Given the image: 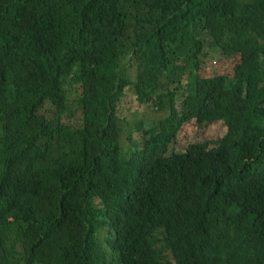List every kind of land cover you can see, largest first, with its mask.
<instances>
[{"label": "trees", "instance_id": "1", "mask_svg": "<svg viewBox=\"0 0 264 264\" xmlns=\"http://www.w3.org/2000/svg\"><path fill=\"white\" fill-rule=\"evenodd\" d=\"M0 264H264V0H0Z\"/></svg>", "mask_w": 264, "mask_h": 264}, {"label": "rangeland", "instance_id": "2", "mask_svg": "<svg viewBox=\"0 0 264 264\" xmlns=\"http://www.w3.org/2000/svg\"><path fill=\"white\" fill-rule=\"evenodd\" d=\"M207 54L209 57L207 61L214 62L212 67L204 68L203 76L211 77L213 75L225 74L232 76L234 73L235 65L240 61L239 56H234L233 54H228L222 56L221 54H212L209 50H207ZM120 121L123 125V130L125 132V137L130 130L129 128H134V124L144 120L147 125L151 124L155 119L156 121L160 120L165 114L162 112L156 111L151 105L148 104H140L135 95L132 93H127L124 97V100L121 104L120 108ZM68 122V120L66 119ZM73 124H78V117L72 120ZM225 133V126L222 122H216L215 124L209 127L200 128L195 122H191L185 124L181 129L178 135L177 145H175L176 149L184 148L188 144L197 141V140H205L208 138H218L221 137ZM132 137V135H131ZM130 139L123 138V142L128 144Z\"/></svg>", "mask_w": 264, "mask_h": 264}]
</instances>
